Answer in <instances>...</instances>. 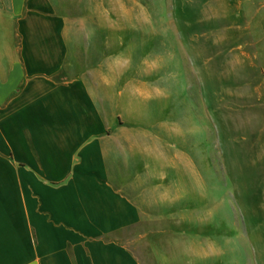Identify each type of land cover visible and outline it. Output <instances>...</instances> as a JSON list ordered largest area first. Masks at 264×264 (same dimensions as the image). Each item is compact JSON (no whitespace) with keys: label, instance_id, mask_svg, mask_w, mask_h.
I'll list each match as a JSON object with an SVG mask.
<instances>
[{"label":"rangeland","instance_id":"1","mask_svg":"<svg viewBox=\"0 0 264 264\" xmlns=\"http://www.w3.org/2000/svg\"><path fill=\"white\" fill-rule=\"evenodd\" d=\"M52 1L69 74L116 118L109 179L141 214L131 251L264 264V0Z\"/></svg>","mask_w":264,"mask_h":264},{"label":"crops","instance_id":"2","mask_svg":"<svg viewBox=\"0 0 264 264\" xmlns=\"http://www.w3.org/2000/svg\"><path fill=\"white\" fill-rule=\"evenodd\" d=\"M67 23L52 0H0V264H143L140 210L109 179L116 118L69 74Z\"/></svg>","mask_w":264,"mask_h":264}]
</instances>
